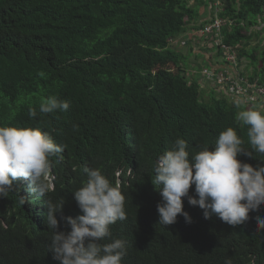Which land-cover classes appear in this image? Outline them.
<instances>
[{
  "label": "trees",
  "instance_id": "16d2710c",
  "mask_svg": "<svg viewBox=\"0 0 264 264\" xmlns=\"http://www.w3.org/2000/svg\"><path fill=\"white\" fill-rule=\"evenodd\" d=\"M206 1L215 7L213 18L225 25L218 33H201L212 18L199 32L219 54L222 46L235 49L238 68L249 58L246 47L264 30V0ZM204 3L0 0V125L41 127L64 146L50 158L49 194L39 199L28 181H14L8 196L0 197V264H60L49 250L44 201L65 199L56 215L59 230L70 231L63 217L81 214L73 191L86 180L85 167L100 169L125 196L127 218L111 226L110 238L126 241L122 264H225L228 258L232 264H264V229L256 225L264 205L233 227L216 216L205 219L185 197L192 223L182 215L174 224L158 223L162 198L152 183L153 164L177 137L188 142L191 156L205 144L214 150L219 133L231 126L250 148L247 126L236 120L244 108L190 79L182 67L184 54L172 45L200 18ZM263 41L256 43L251 59L264 50ZM262 56L252 77L238 75L264 86ZM205 70L220 73L208 65L197 68L199 74ZM227 89L238 94L232 84ZM52 95L69 101V109L41 114L40 100ZM30 107L37 110L35 118L28 115ZM238 159L264 163L255 156Z\"/></svg>",
  "mask_w": 264,
  "mask_h": 264
},
{
  "label": "clouds",
  "instance_id": "9594fccd",
  "mask_svg": "<svg viewBox=\"0 0 264 264\" xmlns=\"http://www.w3.org/2000/svg\"><path fill=\"white\" fill-rule=\"evenodd\" d=\"M38 75L46 78L43 71ZM244 103L238 99L236 106ZM69 107V101L55 95L39 102V112L44 115L65 112ZM28 115L35 118L36 108L30 107ZM236 120L241 127L247 126L250 148L244 147V139L229 126L219 133L214 150L205 144L190 156L188 142L177 137L156 159L152 183L162 198L157 205L159 224H174L180 215L186 223H192L191 215L184 210L185 197L190 205L203 210L205 219L216 216L233 227L248 221L249 213L264 205V163L253 166L238 159L247 155L264 161V109H242ZM78 127L73 125V130ZM63 151L64 146L41 127L0 125V197L8 196L14 181H28L29 191L39 199L49 194L50 158ZM83 172L86 180L73 191L81 214L63 217L70 231L59 230L56 215L62 213L65 199L44 201L48 209L45 222L51 232L49 250L60 264H122L126 241L110 238L111 226L127 218L125 196L100 169L85 167ZM193 185L195 194L190 195ZM256 225L258 230L264 229V217L257 216ZM225 264H232L231 259Z\"/></svg>",
  "mask_w": 264,
  "mask_h": 264
},
{
  "label": "crops",
  "instance_id": "0c3cea01",
  "mask_svg": "<svg viewBox=\"0 0 264 264\" xmlns=\"http://www.w3.org/2000/svg\"><path fill=\"white\" fill-rule=\"evenodd\" d=\"M204 1L208 4L204 3V5H201L199 7L200 18H198L197 21L191 22L188 25V28L185 29L183 33L176 36L172 41V45L177 51L184 54L185 62H183L182 67L185 71H187V74L190 77V79L197 80L201 84L202 88L207 89L209 93L210 92L213 93L214 92L213 90L215 88L209 86L207 83H203L201 79V73L199 74V72L197 71V68L198 66L200 67L201 63L202 64L204 63L208 65V67L210 66L217 71L220 70L221 72H226V73L228 72L229 74L231 73L232 75H238V71H240L242 74L252 77L255 74V72L256 71L258 72V70L260 69V63H259L260 59H259V54L257 52L254 58L256 59V63H254L255 65L250 64L248 61L242 59L239 67L235 68L234 65L225 63V61L221 59L220 57L222 56L221 52L219 54L217 50H212L206 45V39L201 36L199 32L200 30L199 28L201 25L203 26L205 23H207L213 18L215 7L210 2H207L206 0ZM196 3L197 0H191V5H195ZM260 39L261 40L264 39V30L259 36V40L256 39L257 43L260 42ZM183 41H187V43L183 44ZM261 45H264V41ZM208 87L214 89L210 90ZM226 90L227 89L225 88V91H222V93H219L217 90L216 91L220 97L223 95L227 96L229 101L233 104H236V101L240 99L246 101V103L241 105V107L251 108V104L249 101L256 102L254 100H248L249 96L238 97L236 93H235L236 96L232 93H226ZM261 106H264V102L261 104Z\"/></svg>",
  "mask_w": 264,
  "mask_h": 264
},
{
  "label": "built area",
  "instance_id": "2783aa9c",
  "mask_svg": "<svg viewBox=\"0 0 264 264\" xmlns=\"http://www.w3.org/2000/svg\"><path fill=\"white\" fill-rule=\"evenodd\" d=\"M224 25L225 22L216 15L207 26L200 30V32L204 34H211L212 32L218 33ZM221 53L226 62L231 65L237 63V51L235 49L230 46H222ZM204 74L208 80L214 79L219 85H223L224 87L232 84V89H235L238 93L237 95H252L253 99H264V86L252 84L244 76L217 73L209 70H205Z\"/></svg>",
  "mask_w": 264,
  "mask_h": 264
},
{
  "label": "rangeland",
  "instance_id": "374dc122",
  "mask_svg": "<svg viewBox=\"0 0 264 264\" xmlns=\"http://www.w3.org/2000/svg\"><path fill=\"white\" fill-rule=\"evenodd\" d=\"M185 43H187V41H183V44H185ZM257 43V41H256V39L254 38L252 41H251V44H253L254 46H252V45H248L247 47H246V49H247V52H248V57L250 58H245L244 60L245 61H250V62H252V64L253 65H255L254 63H256V59L255 60H253V59H251L252 57H253V54H255V52H256V48H255V46L257 45L256 44ZM263 52H264V50H262V51H260V52H258V54H259V63H260V61H261V59L263 58V56H262V54H263ZM221 57V59L223 60V61H225V63H226V60L224 59V57L223 56H220ZM200 67L201 68H205L206 67V64H202L201 63V65H200ZM220 73H222L221 71H220ZM201 79H202V81H203V83H207L209 86H212V87H214L219 93H222V91H225V88L227 89V87H224L223 85H219L214 79H209V80H207V77H206V75L204 74V72H201ZM226 93H232V94H234L235 96H236V94L235 93H233V92H231V91H229L228 89L226 90ZM210 96H211V94L210 95H208V94H205V98H210ZM238 97H243V96H241V95H237ZM249 99L248 100H254V101H256V102H260V103H255V102H253L252 104H251V107H253L254 109H264V106H261V104L264 102V99H253L251 96H249L248 97ZM244 109H246V108H244ZM242 110V109H241Z\"/></svg>",
  "mask_w": 264,
  "mask_h": 264
}]
</instances>
